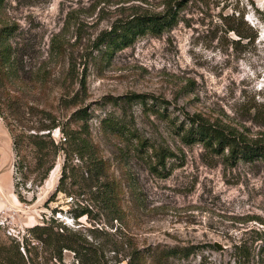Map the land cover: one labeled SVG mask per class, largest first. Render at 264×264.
Segmentation results:
<instances>
[{"label": "rangeland", "instance_id": "rangeland-1", "mask_svg": "<svg viewBox=\"0 0 264 264\" xmlns=\"http://www.w3.org/2000/svg\"><path fill=\"white\" fill-rule=\"evenodd\" d=\"M94 1L0 0V17L18 24L19 40L30 53L26 68L49 75L48 83L24 82L32 120L41 119V110L49 108L65 127L87 126L108 162L124 215L108 218L102 204L91 200L95 188L81 195L58 193L47 202L61 173L63 152L40 185L33 182L34 173L25 186L19 185L25 198L20 202L15 193L22 180L16 172L17 157L0 116V183L13 200L0 212V244L21 241L30 226L53 217L54 224L84 234L105 225L109 231L121 227L140 244L193 245L195 251L180 264H234V245L245 241L264 264V251L256 247L264 243V161H226L201 143H185L179 127L185 113H199L248 139L264 140V0H187L173 28L139 37L112 54L93 47L97 33L115 18L97 17L98 9L90 14ZM128 4L160 9L159 0ZM70 13L82 21L79 30L74 20L66 25ZM233 13H242L253 27L254 41L245 39L239 46L231 42L237 36L224 30L222 17L228 20ZM58 33L63 49L49 56L50 39ZM132 93L168 103L126 102L123 96ZM78 109L85 110L82 120L74 115ZM118 121L136 130L146 143L142 150L135 149V139L126 140L107 128L108 122ZM51 136L64 142L66 134L56 128ZM24 144L29 159L28 141ZM155 151L164 156L160 162ZM2 170L9 171L8 178ZM85 207L90 213L75 218ZM33 243L38 247L30 249L32 255L42 264L43 249ZM215 243L224 249L218 250ZM62 254L64 264H75L71 251Z\"/></svg>", "mask_w": 264, "mask_h": 264}, {"label": "trees", "instance_id": "trees-1", "mask_svg": "<svg viewBox=\"0 0 264 264\" xmlns=\"http://www.w3.org/2000/svg\"><path fill=\"white\" fill-rule=\"evenodd\" d=\"M130 1L133 0L93 2L90 14L98 9L96 16L99 18H105L110 14H114L115 17L107 28L97 33L92 42L94 49L104 47V53L112 54L116 50L131 46L139 37L158 36L170 30L180 21L181 10L187 2V0H159L160 9L157 10L142 5H126ZM135 1L148 3V0ZM226 18L227 16L222 17V25L226 32H232L237 36L231 41L235 46L241 45L245 39L254 41L256 34L253 32V27L243 20L242 13L236 15L233 13L228 20ZM71 20H74V17L70 13L65 20L66 25ZM73 23L76 25V30L83 25L78 19ZM18 29L15 21L0 17V116L12 138V150L17 157L16 172L22 179L16 183L17 199L20 202L25 201L21 191L18 190L19 185L25 186L31 173H34L33 182L40 185L53 168L59 153L63 152L61 173L47 202L53 201L58 193L81 195L84 193L83 190L95 188L96 193H93L94 197L91 200L99 201L106 212L105 215L111 220L121 219L124 213L115 183L109 175L108 162L100 155L87 126L82 124L76 129L65 127V124L60 123L52 115L49 108L41 110V119L32 120L33 114L29 109L33 107L27 105L24 90L27 85L24 82L39 79L41 83H48L50 79L49 75L43 73L40 75L26 68L30 53L28 46L19 40L21 33H18ZM58 35L59 33L50 39L49 56L55 57L63 49V41ZM84 84L83 81L82 86ZM123 98L126 102L136 101L144 105L147 99L152 100L153 106H156V103H168L147 93L126 94ZM74 115L82 120L86 113L84 109H78ZM184 115L185 121L179 127L181 138L185 143H201L208 150L221 154L230 162L264 161V140L248 139L237 129L215 121L211 122L199 113ZM35 124H39L36 129L33 128ZM106 126L112 133L125 137L126 140L135 139L137 150H142L146 144L144 140H140L136 130L123 121L108 122ZM56 128L66 134L64 142H57L51 136V131ZM24 140L28 141L32 153L29 159L25 153ZM154 155L158 156V162L164 157L161 152L155 151ZM75 159L78 164L73 163ZM89 213L90 209L85 207L75 212L74 217L78 218ZM54 220L56 219L53 217H47L42 224L30 226L21 241L13 239L9 245L0 244V252L3 255L0 263L39 264L37 255L35 254L34 257L30 250L37 248L38 245L35 243L30 245V241H36L43 249L42 264H64L63 250L73 253L75 264H180L195 251L193 245L140 244L121 227L109 231L105 225H101L91 228L89 234H84L79 230H69L61 223L54 224ZM256 247L264 251L262 241L257 243ZM234 249L237 252L234 264L260 263V259L248 250L245 241L235 244ZM262 261L261 259L260 264H263Z\"/></svg>", "mask_w": 264, "mask_h": 264}, {"label": "crops", "instance_id": "crops-1", "mask_svg": "<svg viewBox=\"0 0 264 264\" xmlns=\"http://www.w3.org/2000/svg\"><path fill=\"white\" fill-rule=\"evenodd\" d=\"M1 161H2V163H1ZM0 166L3 167V158L1 155H0ZM2 171L4 172L3 175L4 176L6 175L8 178V172L9 171L8 170L7 171L2 170ZM12 197H14L13 192H12ZM12 202H13V200L9 199L8 195H6V193L4 192V190L2 188V185L0 183V212L7 210L8 207L10 206V204H12Z\"/></svg>", "mask_w": 264, "mask_h": 264}, {"label": "water", "instance_id": "water-1", "mask_svg": "<svg viewBox=\"0 0 264 264\" xmlns=\"http://www.w3.org/2000/svg\"><path fill=\"white\" fill-rule=\"evenodd\" d=\"M215 247H216L218 250H223V249H224V247H223L221 244H219V243H215Z\"/></svg>", "mask_w": 264, "mask_h": 264}]
</instances>
